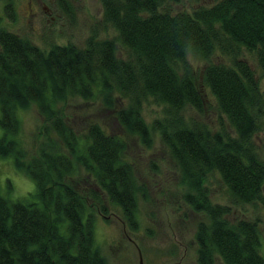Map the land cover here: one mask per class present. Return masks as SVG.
I'll use <instances>...</instances> for the list:
<instances>
[{
	"label": "trees",
	"instance_id": "16d2710c",
	"mask_svg": "<svg viewBox=\"0 0 264 264\" xmlns=\"http://www.w3.org/2000/svg\"><path fill=\"white\" fill-rule=\"evenodd\" d=\"M100 1L103 21L116 33L84 47L54 43L45 50L0 24V155L13 156L36 196L10 200L0 189V264H107L95 239L93 204L104 217L108 204L119 206L136 227L137 198L145 190L125 137L99 120L75 126L76 114L65 111L70 98L99 96L112 110L126 100L114 117L146 145L151 129L159 133L187 186L183 200L206 213L196 227L197 264H214L216 255L223 264H264L259 221L229 219L230 205L213 201L206 184L215 174L231 203L258 200L264 207V144L253 140L264 129V89L240 56L242 48L253 51L264 71V0L175 10L170 3L182 0ZM2 3L13 17L12 0ZM189 51L229 56L206 63L200 76L220 113L216 129L184 113L206 107ZM148 98L164 107L150 128L141 112ZM30 105L42 117L34 152L21 134L20 112Z\"/></svg>",
	"mask_w": 264,
	"mask_h": 264
},
{
	"label": "rangeland",
	"instance_id": "374dc122",
	"mask_svg": "<svg viewBox=\"0 0 264 264\" xmlns=\"http://www.w3.org/2000/svg\"><path fill=\"white\" fill-rule=\"evenodd\" d=\"M214 1L182 0L171 2L169 6L173 10L191 9L196 5H208ZM2 4L0 0V24L27 36L45 50L54 43H72L84 47L90 38L99 40L113 37L116 33L114 27L103 21L100 0H12L13 17L4 12ZM240 56L251 65L261 89H264V71L258 66L255 53L242 48ZM187 57L193 66L196 83L205 95L206 107L202 113H196L191 108L184 109V113L194 115L206 121L212 129H216L220 113L213 95L201 84L200 76L206 63L229 61V56L215 52L205 58L189 51ZM122 100L114 102L113 110L104 106L100 96L95 100L70 98L65 106L67 113L76 114L75 126H81L84 121L99 120L125 137L126 153L145 190L137 198L134 229L126 222L119 206L108 204V213L104 217L100 214L98 205L93 204L96 243L107 264H138L139 254L145 264H197L196 227L199 221L207 220L206 213L193 209L183 200L182 195L187 186L180 182L178 168L162 143L159 133L151 129V142L146 145L138 135L126 131L117 123L114 109L126 101ZM163 108V104L152 98L142 102L141 112L149 128L155 117H161ZM20 118L25 145L28 151L34 152L42 117L35 106L30 105L21 110ZM2 134L0 127V136ZM253 138L261 148L264 144V129L258 130ZM206 184L213 201L230 205V211L226 214L229 219L247 218L259 221L258 228L264 245V207L261 202L254 200L231 203L224 184L215 174L208 176ZM0 189L10 200H36L34 181L24 171L16 169L11 155H0ZM214 264H223L218 255Z\"/></svg>",
	"mask_w": 264,
	"mask_h": 264
},
{
	"label": "water",
	"instance_id": "95a60500",
	"mask_svg": "<svg viewBox=\"0 0 264 264\" xmlns=\"http://www.w3.org/2000/svg\"><path fill=\"white\" fill-rule=\"evenodd\" d=\"M138 264H145L141 254H139Z\"/></svg>",
	"mask_w": 264,
	"mask_h": 264
}]
</instances>
